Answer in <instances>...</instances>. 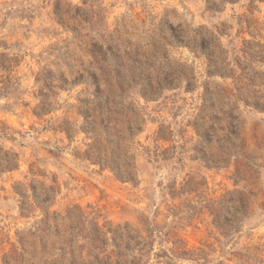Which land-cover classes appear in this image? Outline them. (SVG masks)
Listing matches in <instances>:
<instances>
[{"label": "rangeland", "instance_id": "374dc122", "mask_svg": "<svg viewBox=\"0 0 264 264\" xmlns=\"http://www.w3.org/2000/svg\"><path fill=\"white\" fill-rule=\"evenodd\" d=\"M209 50L233 76H208ZM0 55V82L12 86L0 96V145L19 156L0 177V264L19 237L25 259L84 264L80 236L94 224L144 220L204 249L208 264H264V113L236 98L264 94V0H0ZM96 85L99 101L131 109L136 135L122 145L137 185L74 156L91 142L79 131L81 101H96ZM63 122L72 141L53 130ZM30 182L58 191L49 223L60 234L51 230L47 248L33 236L41 210L18 214L13 187ZM222 226L234 230L224 237Z\"/></svg>", "mask_w": 264, "mask_h": 264}, {"label": "trees", "instance_id": "16d2710c", "mask_svg": "<svg viewBox=\"0 0 264 264\" xmlns=\"http://www.w3.org/2000/svg\"><path fill=\"white\" fill-rule=\"evenodd\" d=\"M231 3H235L237 0H228ZM173 38H177L172 35ZM216 42L217 39L214 38ZM180 46H187L186 43H180ZM216 47L221 49L220 43H216ZM192 52H196L192 50ZM206 53H200L205 55L208 67L211 68L207 72L209 77H220L221 79L233 76V73H228L232 70L227 69L231 67V63L227 62V59H221L217 57L213 51H207ZM0 57H6L0 55ZM240 59L232 63L236 65ZM2 67V66H1ZM10 71V70H8ZM7 79V77H6ZM5 79V80H6ZM238 81V80H235ZM2 87L0 88V96H4L9 93L12 86L5 85L4 82H0ZM239 92L244 90L243 87L237 88ZM96 95L95 102L81 101L83 108L81 115L83 117L82 126L79 127V131L85 133V140H90V143L84 145L86 149L83 152H77L74 154L76 159L87 161L92 165H96L101 169L109 170L113 176L121 183H129L137 185V172L134 155H129V147H123L124 141L132 139L136 132L132 127L129 115L131 109L125 106L123 102L115 103L113 101H99V94H103L99 91V85L95 86ZM98 93V94H97ZM260 91H254V97H243L240 93L237 95V101L243 103L245 107H250L253 110L264 113V94H259ZM145 101L151 100L152 97L142 95ZM121 118V120H120ZM64 133L68 141H72L75 131L72 129L71 124L63 122L61 125L53 129ZM6 129L0 123V136L4 137ZM157 140H164L157 135ZM19 168V156L11 150H5L0 145V177L2 175L11 174L17 171ZM18 184L13 187L14 193L19 197L18 214L20 218L29 219L34 213V208L41 210L43 219L38 223H42L44 228H39V224L35 222V229L37 238L43 241L44 246L47 248V238L53 228L56 229L57 234H60L59 225H51L49 223V209L58 194V191L54 187H46L44 184H39V187L31 184ZM31 190V196H28V189ZM230 215V212H226ZM243 218V217H241ZM240 221V220H239ZM238 221V223H239ZM142 229H135L127 224L118 225L114 228L108 223H105L102 227L94 224L93 227L87 231L84 236H80L82 239L87 240L89 253L88 257L91 259L84 264H208L207 252L198 248L195 250H189L183 246L179 240L170 241V234L164 233L154 225L152 221H141ZM224 228L223 236H228L232 228L222 226ZM240 229H235V233H238ZM43 233L42 236H39ZM157 240V241H156ZM20 248L18 253L14 257H10L11 261L5 262V264H14L20 261L21 264H37L42 261V264H62L63 260L49 261L47 257L44 260L39 259L35 254L29 259H25L24 254L27 253L25 247L29 244L28 240L23 237L18 238ZM170 244V247L164 245ZM157 245V251L155 248ZM65 247L62 248L64 250ZM29 254V253H28ZM45 256L50 253H44ZM262 263V262H261ZM69 264H79L76 261H71Z\"/></svg>", "mask_w": 264, "mask_h": 264}]
</instances>
